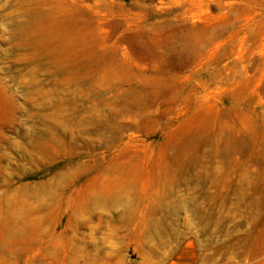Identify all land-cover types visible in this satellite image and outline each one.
<instances>
[{
    "label": "rangeland",
    "instance_id": "obj_1",
    "mask_svg": "<svg viewBox=\"0 0 264 264\" xmlns=\"http://www.w3.org/2000/svg\"><path fill=\"white\" fill-rule=\"evenodd\" d=\"M0 264H264V0H0Z\"/></svg>",
    "mask_w": 264,
    "mask_h": 264
}]
</instances>
